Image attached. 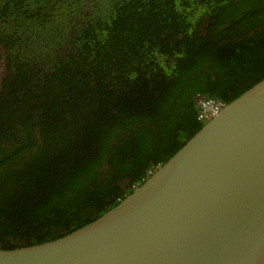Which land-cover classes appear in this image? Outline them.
Wrapping results in <instances>:
<instances>
[{
	"label": "trees",
	"instance_id": "16d2710c",
	"mask_svg": "<svg viewBox=\"0 0 264 264\" xmlns=\"http://www.w3.org/2000/svg\"><path fill=\"white\" fill-rule=\"evenodd\" d=\"M264 78V0H0V249L95 220Z\"/></svg>",
	"mask_w": 264,
	"mask_h": 264
},
{
	"label": "water",
	"instance_id": "95a60500",
	"mask_svg": "<svg viewBox=\"0 0 264 264\" xmlns=\"http://www.w3.org/2000/svg\"><path fill=\"white\" fill-rule=\"evenodd\" d=\"M0 264H264V78L101 216Z\"/></svg>",
	"mask_w": 264,
	"mask_h": 264
},
{
	"label": "built area",
	"instance_id": "2783aa9c",
	"mask_svg": "<svg viewBox=\"0 0 264 264\" xmlns=\"http://www.w3.org/2000/svg\"><path fill=\"white\" fill-rule=\"evenodd\" d=\"M199 113H198V120L200 122H206L211 117L217 114L223 104L215 99H206L200 98L197 102Z\"/></svg>",
	"mask_w": 264,
	"mask_h": 264
}]
</instances>
